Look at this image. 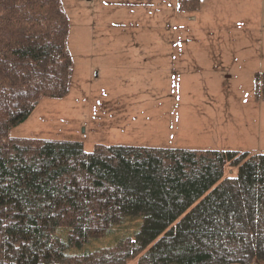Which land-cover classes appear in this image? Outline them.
I'll list each match as a JSON object with an SVG mask.
<instances>
[{"label": "trees", "instance_id": "1", "mask_svg": "<svg viewBox=\"0 0 264 264\" xmlns=\"http://www.w3.org/2000/svg\"><path fill=\"white\" fill-rule=\"evenodd\" d=\"M69 29L61 0H0V264H264V154L10 137L69 94Z\"/></svg>", "mask_w": 264, "mask_h": 264}, {"label": "rangeland", "instance_id": "2", "mask_svg": "<svg viewBox=\"0 0 264 264\" xmlns=\"http://www.w3.org/2000/svg\"><path fill=\"white\" fill-rule=\"evenodd\" d=\"M61 2L69 94L42 100L11 138L79 142L87 153L100 145L264 154L254 79L264 74V0H199L191 12H179L178 0Z\"/></svg>", "mask_w": 264, "mask_h": 264}]
</instances>
